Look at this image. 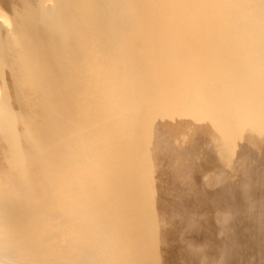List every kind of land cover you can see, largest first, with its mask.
<instances>
[{"label": "bare ground", "instance_id": "6f19581e", "mask_svg": "<svg viewBox=\"0 0 264 264\" xmlns=\"http://www.w3.org/2000/svg\"><path fill=\"white\" fill-rule=\"evenodd\" d=\"M177 259L264 264V0H0V264Z\"/></svg>", "mask_w": 264, "mask_h": 264}, {"label": "rangeland", "instance_id": "374dc122", "mask_svg": "<svg viewBox=\"0 0 264 264\" xmlns=\"http://www.w3.org/2000/svg\"><path fill=\"white\" fill-rule=\"evenodd\" d=\"M22 11V10H21ZM20 11V12H21ZM21 13H23V12H21ZM19 17V16H18ZM28 27H29V25H27ZM35 37V36H34ZM34 45H36V41H35V43H34ZM33 50V51H32ZM31 51V53H33V57H34V55H35V48H33L32 47V49L31 50H29V52ZM30 53V54H31ZM30 56H32V55H30ZM31 58V57H30ZM34 59V58H33ZM188 142H186V143H184L183 145H185V144H187ZM188 146V145H187ZM201 158H202V154H200L199 155ZM166 167H164V168H160V170H158L157 172H156V174H155V176L157 175L158 176V178H157V176H156V180H157V183H161L162 185H161V187L163 188V196L165 195V192H166V189L168 188H170V197H168V199H169V201L170 200H172V199H174V197H175V195L174 194H176V192H175V190L173 189V182H172V180H171V177H170V172H169V170H167V169H165ZM161 169H164V170H161ZM210 169V168H209ZM210 172L212 173V171L211 170H208L207 171V173L208 174H210ZM206 173V174H207ZM197 173L195 174V177L197 178V179H199V175H197ZM162 177H164V178H162ZM158 181H160V182H158ZM171 185H172V187H171ZM166 196V195H165ZM168 225V224H167ZM214 225L215 226H217V224L214 222ZM208 234H207V232L204 230V229H202V233H200V235L198 234V233H196V232H192V233H188L187 235H186V239H189V240H191L194 244H200V243H204L205 241H207L206 239H208ZM203 240V241H202ZM170 243H171V245H175V246H177V245H180V246H183L184 247V242L183 241H176V240H170ZM174 243V244H173ZM153 249L154 248H156L157 246L155 245V244H153L152 246H151ZM178 264H180L181 263V259H177V260H175ZM174 261V262H175ZM4 264V263H3ZM169 264H170V260H169Z\"/></svg>", "mask_w": 264, "mask_h": 264}]
</instances>
